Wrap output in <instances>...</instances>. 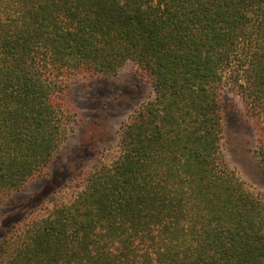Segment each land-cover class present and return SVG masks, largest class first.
Masks as SVG:
<instances>
[{
    "label": "trees",
    "instance_id": "obj_1",
    "mask_svg": "<svg viewBox=\"0 0 264 264\" xmlns=\"http://www.w3.org/2000/svg\"><path fill=\"white\" fill-rule=\"evenodd\" d=\"M134 63L152 97L70 204L16 225L0 264H264V202L222 153L223 96L264 163V0H0V208L72 130L75 76Z\"/></svg>",
    "mask_w": 264,
    "mask_h": 264
},
{
    "label": "rangeland",
    "instance_id": "obj_2",
    "mask_svg": "<svg viewBox=\"0 0 264 264\" xmlns=\"http://www.w3.org/2000/svg\"><path fill=\"white\" fill-rule=\"evenodd\" d=\"M67 100L76 119L67 139L43 176L27 184L0 208V245L18 224L47 216L70 204L98 163L120 155V132L131 115L152 97V87L130 62L108 79L75 76ZM222 153L246 188L264 202V163L257 155L254 121L239 96H223Z\"/></svg>",
    "mask_w": 264,
    "mask_h": 264
}]
</instances>
